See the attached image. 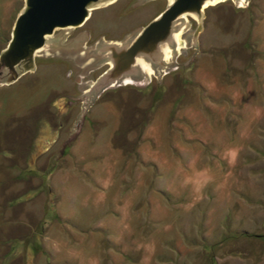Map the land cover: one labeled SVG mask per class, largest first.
<instances>
[{"label":"rangeland","instance_id":"374dc122","mask_svg":"<svg viewBox=\"0 0 264 264\" xmlns=\"http://www.w3.org/2000/svg\"><path fill=\"white\" fill-rule=\"evenodd\" d=\"M166 3L95 8L0 85V264H264V0L205 7L197 47L186 15L161 65L86 100L96 46Z\"/></svg>","mask_w":264,"mask_h":264},{"label":"water","instance_id":"95a60500","mask_svg":"<svg viewBox=\"0 0 264 264\" xmlns=\"http://www.w3.org/2000/svg\"><path fill=\"white\" fill-rule=\"evenodd\" d=\"M114 0H23L12 22L9 37L0 49V85L10 84L34 70L35 55L45 48L55 30L78 27L90 12ZM222 0H167L162 11L123 42H101L97 51L105 55L107 70L89 86L87 102L111 85L139 75L142 65L157 67L164 52L175 48L179 19L196 20L192 46L202 28L203 9Z\"/></svg>","mask_w":264,"mask_h":264},{"label":"flooded vegetation","instance_id":"af4514ba","mask_svg":"<svg viewBox=\"0 0 264 264\" xmlns=\"http://www.w3.org/2000/svg\"><path fill=\"white\" fill-rule=\"evenodd\" d=\"M119 0H114L113 2H111V3H108V4H106V5H104V6H102V7H99L98 9H112V8H114L115 9V7H116V10H121V12H123V11H126L127 9H128V4H121V5H119V6H117L116 5V3L118 2ZM152 3V2H151ZM116 5V6H115ZM151 6V8H152V4L150 5ZM164 8V7H163ZM162 8V9H163ZM162 9L160 10V11H158V13H156L155 15H153L152 17H150V19H147L144 23H143V25H145L147 22H149L150 20H152L153 18H155L161 11H162ZM94 12L93 11H91L90 12V15L88 16V18L83 22V24L87 21V20H89L90 18H91V16H92V14H93ZM94 19H95V17H94ZM93 19V20H94ZM95 24L96 25H98V26H100L101 28H104L107 24H106V22H107V20L105 19V18H101V17H98V18H96L95 20ZM82 24V25H83ZM106 24V25H105ZM82 25H80V26H82ZM142 25V26H143ZM80 26H78V27H80ZM76 28V27H75ZM58 30H61V29H58ZM108 68V67H107ZM106 69V68H105ZM104 69V70H105ZM103 70V71H104ZM68 74V73H67Z\"/></svg>","mask_w":264,"mask_h":264},{"label":"bare ground","instance_id":"6f19581e","mask_svg":"<svg viewBox=\"0 0 264 264\" xmlns=\"http://www.w3.org/2000/svg\"><path fill=\"white\" fill-rule=\"evenodd\" d=\"M177 34V33H176ZM176 36V35H175Z\"/></svg>","mask_w":264,"mask_h":264}]
</instances>
